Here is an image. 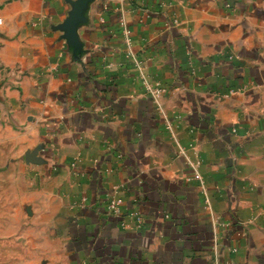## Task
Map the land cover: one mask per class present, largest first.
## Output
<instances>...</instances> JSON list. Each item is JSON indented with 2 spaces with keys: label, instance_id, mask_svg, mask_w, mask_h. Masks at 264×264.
<instances>
[{
  "label": "crops",
  "instance_id": "0c3cea01",
  "mask_svg": "<svg viewBox=\"0 0 264 264\" xmlns=\"http://www.w3.org/2000/svg\"><path fill=\"white\" fill-rule=\"evenodd\" d=\"M76 2L0 0V264H264V0Z\"/></svg>",
  "mask_w": 264,
  "mask_h": 264
},
{
  "label": "built area",
  "instance_id": "2783aa9c",
  "mask_svg": "<svg viewBox=\"0 0 264 264\" xmlns=\"http://www.w3.org/2000/svg\"><path fill=\"white\" fill-rule=\"evenodd\" d=\"M158 93L156 92L155 95ZM232 133H235V130H232ZM118 194V188L114 190L113 196H111L108 199V202L106 204L107 212L115 217V218H120L122 216V206H123V200L117 195ZM129 217L133 218L136 223H140L141 219L139 218L138 214L135 212H130L128 214Z\"/></svg>",
  "mask_w": 264,
  "mask_h": 264
},
{
  "label": "water",
  "instance_id": "95a60500",
  "mask_svg": "<svg viewBox=\"0 0 264 264\" xmlns=\"http://www.w3.org/2000/svg\"><path fill=\"white\" fill-rule=\"evenodd\" d=\"M86 0H77V2L74 4L73 7V19H78L80 11L82 9L83 4L85 3ZM37 152H33L32 154L27 153L25 155V161L27 163H39L41 160L36 158Z\"/></svg>",
  "mask_w": 264,
  "mask_h": 264
},
{
  "label": "rangeland",
  "instance_id": "374dc122",
  "mask_svg": "<svg viewBox=\"0 0 264 264\" xmlns=\"http://www.w3.org/2000/svg\"><path fill=\"white\" fill-rule=\"evenodd\" d=\"M0 124L1 125H4V122L2 121V119H1V117H0ZM5 151H6V153H8L9 152V149H5ZM4 153V150L3 149H1L0 150V173H1V170H2V168H3V166H4V158L2 157V154ZM7 160V159H6ZM139 216V215H138ZM140 218V217H139ZM141 219V218H140ZM141 223V222H140ZM139 223V224H140ZM138 223H136V225H137V227H138V225H139Z\"/></svg>",
  "mask_w": 264,
  "mask_h": 264
}]
</instances>
